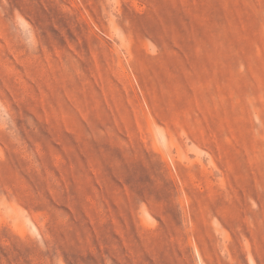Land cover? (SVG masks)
Instances as JSON below:
<instances>
[{"label":"rangeland","instance_id":"374dc122","mask_svg":"<svg viewBox=\"0 0 264 264\" xmlns=\"http://www.w3.org/2000/svg\"><path fill=\"white\" fill-rule=\"evenodd\" d=\"M0 264H264V0H0Z\"/></svg>","mask_w":264,"mask_h":264}]
</instances>
